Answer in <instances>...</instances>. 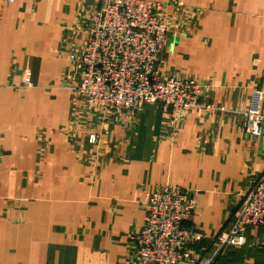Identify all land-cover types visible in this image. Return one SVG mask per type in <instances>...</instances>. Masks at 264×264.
Returning <instances> with one entry per match:
<instances>
[{"label": "crops", "instance_id": "1", "mask_svg": "<svg viewBox=\"0 0 264 264\" xmlns=\"http://www.w3.org/2000/svg\"><path fill=\"white\" fill-rule=\"evenodd\" d=\"M156 1L160 70L197 78L199 107L90 109L71 54L105 0H0V264H140L130 251L145 197L165 185L197 193L190 224L207 237L191 249L207 255L264 171V0ZM255 97L259 134L245 124ZM246 239L214 263L264 264V229Z\"/></svg>", "mask_w": 264, "mask_h": 264}, {"label": "built area", "instance_id": "2", "mask_svg": "<svg viewBox=\"0 0 264 264\" xmlns=\"http://www.w3.org/2000/svg\"><path fill=\"white\" fill-rule=\"evenodd\" d=\"M107 4L105 10L90 14L86 42L71 54V59L79 61L82 68V76L73 87L75 97L83 96L91 109L123 113H134L154 100L160 101L166 112L199 106V89L193 78H172L166 82L159 81L163 79L157 76L155 64L167 31L157 17L163 3L114 0ZM23 81L32 84L30 70L24 73ZM191 92L192 99L187 97ZM205 107L211 110L213 105ZM259 111V98L255 97L245 122L247 130L253 134L261 130ZM96 140L97 134L91 133L89 141L95 143ZM145 206V223L133 237L132 259L140 264H179L182 261L212 264L223 249L246 244L247 228L264 227V171L245 193L227 231L212 240L215 248L207 255L196 256L191 249L207 237L190 224L197 208L195 191L187 193L177 186L165 185L146 194Z\"/></svg>", "mask_w": 264, "mask_h": 264}, {"label": "rangeland", "instance_id": "3", "mask_svg": "<svg viewBox=\"0 0 264 264\" xmlns=\"http://www.w3.org/2000/svg\"><path fill=\"white\" fill-rule=\"evenodd\" d=\"M108 2H114V0H105V4H104V6H102V7H100L99 9H95L93 12H95V11H99L100 9H103V10H105L107 7H108ZM161 2V1H160ZM163 3V2H162ZM164 5V4H163ZM164 8V7H163ZM163 8L161 9V10H158V15H157V13H156V15H157V17L159 18V21L160 22H162L164 25H165V27L167 28V31H166V33H165V35H166V38H165V40H164V42L162 41V44H161V53H160V55H159V59H158V62H156V64H155V68H156V72H157V76L160 78V79H163V80H159V81H166V82H169V81H171L172 80V78H193L195 81H196V83H197V86H198V89H199V95L198 96H200L198 99H199V102H200V105H201V101H202V95H203V85H202V83L197 79V78H195V77H184V76H166V75H164V74H162V72H161V70H160V59H161V55H162V53H163V51H164V48H165V44H166V40H167V35H168V25H167V22L164 20V18L161 16V12H162V10H163ZM92 12V13H93ZM91 13V14H92ZM90 18H91V16H89ZM90 18H89V20H90ZM107 19H109V18H107ZM87 22L89 23V21H88V19H87ZM89 34V33H88ZM155 81H158L156 78H155ZM187 97H190V99H192V98H194V95H193V93L191 92V93H189L188 94V96ZM84 97L83 96H81L80 94L77 96V98H76V100L77 101H80V103H82V102H84ZM151 102H158L159 104H160V107L162 108V106H161V103H160V101H158V100H154V101H150V102H147V103H145V104H148V103H151ZM145 104H143V105H145ZM206 104H209V105H213V108H211V110H215V109H219V107L220 106H216L214 103H212V102H209V103H206ZM206 104H205V106H206ZM199 105V106H200ZM199 106H197V107H199ZM141 108V107H140ZM139 108V109H140ZM196 108V107H195ZM91 109V108H90ZM138 109V110H139ZM163 109V108H162ZM179 109H184V108H179ZM92 110H97V109H92ZM137 110V111H138ZM174 110H176V109H174ZM184 110H187V109H184ZM136 111V112H137ZM164 111V110H163ZM166 112V111H165ZM167 112H169V111H167ZM260 112V111H259ZM124 113H127V112H124ZM135 113V112H134ZM127 114H133V113H127ZM259 115H261V112L259 113ZM261 120H262V115H261ZM240 207V206H239ZM238 212H239V208H238ZM238 214V213H237ZM237 216V215H236ZM263 229H264V227H262ZM248 229V228H247ZM246 229V230H247ZM245 235H246V231H245ZM225 249H227V248H225ZM225 249H223L221 252H220V254H219V256H221L222 254H223V251L225 250ZM218 256V257H219ZM217 257V258H218ZM217 258L215 259V261L217 260ZM224 262V261H223ZM214 263V262H213ZM212 263V264H213ZM215 264V263H214ZM221 264H225V262L224 263H221Z\"/></svg>", "mask_w": 264, "mask_h": 264}]
</instances>
